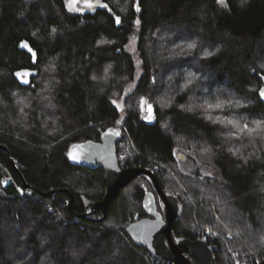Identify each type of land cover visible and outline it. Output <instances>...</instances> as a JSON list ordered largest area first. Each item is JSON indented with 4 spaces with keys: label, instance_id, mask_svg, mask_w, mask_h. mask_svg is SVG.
I'll list each match as a JSON object with an SVG mask.
<instances>
[{
    "label": "trees",
    "instance_id": "obj_1",
    "mask_svg": "<svg viewBox=\"0 0 264 264\" xmlns=\"http://www.w3.org/2000/svg\"><path fill=\"white\" fill-rule=\"evenodd\" d=\"M84 1L70 11L68 0H0V264H173L126 232L148 216L149 177L122 188L105 221L100 211L89 215L83 196L104 199L105 172L74 165L68 153L109 127L121 131V166L156 169L184 203L176 237L207 235L219 264L264 260V143L227 140L219 125L180 107L207 88L241 99L246 107L234 111L249 121L264 115V0H139L140 11L136 0ZM192 42L197 48L185 51ZM17 71L34 73L30 85ZM188 73L199 80L181 91ZM141 98L154 105L152 123L140 118ZM182 155L212 174L184 171Z\"/></svg>",
    "mask_w": 264,
    "mask_h": 264
},
{
    "label": "water",
    "instance_id": "obj_2",
    "mask_svg": "<svg viewBox=\"0 0 264 264\" xmlns=\"http://www.w3.org/2000/svg\"><path fill=\"white\" fill-rule=\"evenodd\" d=\"M84 4L87 5L86 0ZM24 79L30 80V76L24 77ZM261 85V87H264V79H262ZM112 133H119V135H113ZM120 140L121 131L109 127L103 131L99 141L89 140L74 143L69 149V153L79 156L77 160H73L69 156L74 165L88 168L100 167L105 172L106 189L104 199L97 201L83 196L82 200H84L85 206L89 210V215L100 211L102 216L99 220L105 221L109 216L110 203L117 198L120 190L137 177L147 176L154 188V191H147L143 198V207L148 216L137 219L126 228L127 234L134 243L148 249L147 251L152 255L173 264H219L215 254L217 246H212L202 237L191 239L174 235L173 225L182 214L184 203L177 195L165 191L158 176L151 169L121 166L118 153ZM79 145H83V147H78ZM0 147L6 149L3 145H0ZM182 158H184L183 155ZM11 163L18 171L15 162L12 160ZM57 191L68 192L71 200L70 204H72L73 195L69 190L61 189ZM149 193H151V197H149ZM156 195L159 197L160 210H158ZM259 264H264V261Z\"/></svg>",
    "mask_w": 264,
    "mask_h": 264
},
{
    "label": "snow or ice",
    "instance_id": "obj_3",
    "mask_svg": "<svg viewBox=\"0 0 264 264\" xmlns=\"http://www.w3.org/2000/svg\"><path fill=\"white\" fill-rule=\"evenodd\" d=\"M246 2V0H241V3L243 4ZM87 7L92 8L94 5L89 2V0H86ZM218 3L223 4L224 0H218ZM68 7L70 11H80L79 8L74 7V0H68ZM103 7L107 8L108 5L105 4ZM136 11H140L139 7V0H136L135 4ZM115 23L119 25L121 23L120 17L115 18ZM137 24L140 23L139 20L136 21ZM56 28L53 27L51 29L52 34L56 33ZM35 36V33H33ZM111 43L107 40H100L99 44L104 45ZM22 47L27 48L30 53H32V62L36 63V53L33 51V49L29 46L27 42H23L21 44ZM197 48V44L195 42L189 43L187 45V49L185 51L195 50ZM218 51V49H217ZM214 53L212 52H204V57H210ZM51 67L54 68V65H51ZM111 65L108 66L110 68ZM264 67V65H262ZM108 68L104 69V75L100 77V79H106L107 78V71ZM34 73H31L30 71H17L14 73V76L17 78L19 83L21 85H30L31 81L28 79H24V77L32 76ZM97 76L93 75L92 80H97ZM261 79H264V77H261ZM196 80H199V77L196 76L194 73H188L186 77H184V83L181 87V91H191L192 86L194 85V82ZM153 83H155V77H153L152 80ZM103 91V89H101ZM200 95L196 96L194 93L192 96L189 97L191 101H199V102H193L190 104L189 107L184 108V105H180V107L187 111V112H199L200 115H202L207 121L211 122L213 125H219L221 128V135L224 136L227 140L235 139L237 141H245L247 140L250 143H264V115L261 116V118L253 119L249 121L248 117L239 114L234 109H241L245 108L246 104L241 99L232 97L230 94H225L222 92H217L215 94L209 93L207 88H201L199 89ZM259 97L264 100V87H261L259 89ZM47 99V98H46ZM17 104L24 105V107H27V99L25 97H18L17 98ZM112 103L116 106V108H120L119 104H116V101H112ZM141 104L146 105L147 100L141 98ZM49 107H54L49 102ZM151 109V106H149V110ZM20 111L23 112L24 108L21 107ZM111 131V130H110ZM113 135H119V133H112ZM78 147H83V145H79ZM203 152L208 153L212 150L208 147H204L202 149ZM228 151L231 152L233 155H235L239 149H233L231 147L228 148ZM68 155L73 159L77 160L79 159L78 155H75L73 153H68ZM247 162V160H245ZM4 184H7L8 181H3ZM23 191L22 189L20 190ZM171 195V193H169ZM149 197H151V193H149ZM151 210V208H149ZM261 242H264V236L261 237ZM75 255V253H73ZM239 264V262H237Z\"/></svg>",
    "mask_w": 264,
    "mask_h": 264
},
{
    "label": "built area",
    "instance_id": "obj_4",
    "mask_svg": "<svg viewBox=\"0 0 264 264\" xmlns=\"http://www.w3.org/2000/svg\"><path fill=\"white\" fill-rule=\"evenodd\" d=\"M143 105V104H142ZM140 118L148 123H152L155 120V113H154V105L153 108H151L149 111H142ZM151 169L154 173L156 171V169L153 168H149ZM202 238L206 239V241L208 242L207 239V235L206 236H202ZM209 243V242H208ZM210 244V243H209ZM251 255H244L240 261V264H259L262 260L263 257H260L259 255H255L254 257H251Z\"/></svg>",
    "mask_w": 264,
    "mask_h": 264
},
{
    "label": "rangeland",
    "instance_id": "obj_5",
    "mask_svg": "<svg viewBox=\"0 0 264 264\" xmlns=\"http://www.w3.org/2000/svg\"><path fill=\"white\" fill-rule=\"evenodd\" d=\"M149 106H151V108H153V105L151 103H147L146 105H142V111H147V110L149 111ZM181 168L184 171H187L191 174H194L198 168L202 169V172L200 171L201 174H205L204 171H206V173H209V174H212V172H213V170L211 168H209V166L194 162L193 159H191L188 155L185 156V158H182Z\"/></svg>",
    "mask_w": 264,
    "mask_h": 264
},
{
    "label": "flooded vegetation",
    "instance_id": "obj_6",
    "mask_svg": "<svg viewBox=\"0 0 264 264\" xmlns=\"http://www.w3.org/2000/svg\"><path fill=\"white\" fill-rule=\"evenodd\" d=\"M156 200H157V205H158V210H160L161 208H160V202H159V197H157V195H156ZM148 215V214H147Z\"/></svg>",
    "mask_w": 264,
    "mask_h": 264
},
{
    "label": "bare ground",
    "instance_id": "obj_7",
    "mask_svg": "<svg viewBox=\"0 0 264 264\" xmlns=\"http://www.w3.org/2000/svg\"><path fill=\"white\" fill-rule=\"evenodd\" d=\"M230 264H231V262H230Z\"/></svg>",
    "mask_w": 264,
    "mask_h": 264
}]
</instances>
